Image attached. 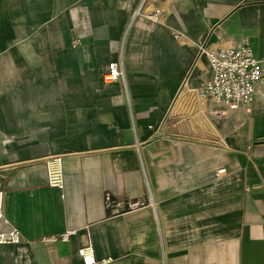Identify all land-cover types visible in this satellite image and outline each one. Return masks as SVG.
Segmentation results:
<instances>
[{"label": "crops", "instance_id": "obj_1", "mask_svg": "<svg viewBox=\"0 0 264 264\" xmlns=\"http://www.w3.org/2000/svg\"><path fill=\"white\" fill-rule=\"evenodd\" d=\"M140 3L0 0V231L28 240L0 264H83L88 242L106 264H264V67L247 106L198 97L200 44H247L264 66V0H146L157 22L132 17ZM110 62L124 76L105 83ZM149 193L154 209L103 205Z\"/></svg>", "mask_w": 264, "mask_h": 264}, {"label": "built area", "instance_id": "obj_2", "mask_svg": "<svg viewBox=\"0 0 264 264\" xmlns=\"http://www.w3.org/2000/svg\"><path fill=\"white\" fill-rule=\"evenodd\" d=\"M146 0L134 11L132 17L142 16L150 21L157 22L160 10L155 9L151 14L144 13L143 6ZM175 37L179 33L174 34ZM78 39L73 40V44H79ZM198 52L206 58L209 77L201 87L198 97L200 99L210 98L214 103L226 109H238L247 106L253 95L257 91L258 84L263 78V63L258 59L251 46L247 44L231 45L226 47L198 45ZM124 73L121 66L116 62H110L107 70L103 74L105 83H112L123 78ZM225 109L214 110V114L221 115ZM61 155H50L46 160L47 182L51 186L63 187V172ZM225 173L224 168L216 170V176ZM3 191L0 190V219L3 214ZM103 205L110 216H118L124 213L133 212L143 207L154 209L153 197L148 194L145 200L142 199H118L110 194L104 195ZM76 229H67L59 234L42 235L40 242L54 243L57 241L66 242L75 234ZM28 242L16 229L0 231V244H19ZM78 255L83 264H106L111 258L98 259L94 254L93 245L88 242L78 249Z\"/></svg>", "mask_w": 264, "mask_h": 264}]
</instances>
